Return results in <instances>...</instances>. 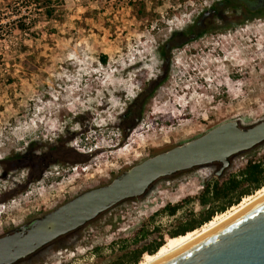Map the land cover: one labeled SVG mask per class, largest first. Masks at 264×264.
Instances as JSON below:
<instances>
[{
	"label": "rangeland",
	"instance_id": "374dc122",
	"mask_svg": "<svg viewBox=\"0 0 264 264\" xmlns=\"http://www.w3.org/2000/svg\"><path fill=\"white\" fill-rule=\"evenodd\" d=\"M51 1L47 18L38 0H0V231L223 123L264 120V12L208 15L206 33L185 41L177 34L220 0ZM172 35L182 45L164 60ZM142 92L150 99L130 108ZM36 156L45 170L35 172ZM238 159L225 179L249 161L264 168V143ZM208 174L157 184L109 216L113 226L44 264H114L139 231L141 245L165 243L205 213L198 190Z\"/></svg>",
	"mask_w": 264,
	"mask_h": 264
},
{
	"label": "water",
	"instance_id": "95a60500",
	"mask_svg": "<svg viewBox=\"0 0 264 264\" xmlns=\"http://www.w3.org/2000/svg\"><path fill=\"white\" fill-rule=\"evenodd\" d=\"M264 143V120L243 127L223 123L202 136L144 160L109 185L86 192L28 230L0 240V264L26 257L88 223L116 203L143 195L159 179L212 163L217 176L230 159ZM157 264H264V198Z\"/></svg>",
	"mask_w": 264,
	"mask_h": 264
},
{
	"label": "trees",
	"instance_id": "16d2710c",
	"mask_svg": "<svg viewBox=\"0 0 264 264\" xmlns=\"http://www.w3.org/2000/svg\"><path fill=\"white\" fill-rule=\"evenodd\" d=\"M39 7L44 9V15L47 18H51L54 15L55 8L53 3L55 1L51 0H38ZM210 15L217 17L220 13L227 12H240L247 14H259L261 15L264 12V0H220L212 4L210 7ZM206 17L205 14H202L199 19L196 20V23L199 22L202 18ZM193 26L185 35H190L191 33L196 34V37L202 36L206 33V30L199 29L197 30ZM23 28H20L22 30ZM175 35V34H174ZM182 34H177V36ZM173 38V36H172ZM173 39L167 41L160 50L159 54L161 58L165 57V49L171 44ZM182 43L179 45V47ZM172 47H176L175 44ZM178 47V46H177ZM107 60L106 56H101L100 61L105 64ZM152 85V84H151ZM154 87V86H153ZM151 92L144 97L143 92L140 93L137 98L130 104V108L135 106L139 100H142V106L147 103L151 97ZM142 110L138 109L137 112L140 114ZM139 117V116H137ZM138 121V119H137ZM136 121V124L138 123ZM133 124L131 128L135 127ZM264 187V168L262 164L253 163L249 161L246 163V166L243 170L239 172L238 175H232L224 181H216L213 185H207L201 191L199 196V204L206 209L205 213L200 215L198 219H193L173 232L169 234L170 238H175L178 236H183L186 233L193 232L196 229H199L205 223L209 222L215 214H221L227 211L234 205H237L242 198L252 195L258 189ZM180 208V205L167 206L164 207V212L169 216H173L177 209ZM147 237V232L139 231L133 237L131 241L122 240L121 242V255L114 264H138L141 261L143 254L153 255L156 251L163 246V239H159L154 243L148 245H141V242Z\"/></svg>",
	"mask_w": 264,
	"mask_h": 264
},
{
	"label": "flooded vegetation",
	"instance_id": "af4514ba",
	"mask_svg": "<svg viewBox=\"0 0 264 264\" xmlns=\"http://www.w3.org/2000/svg\"><path fill=\"white\" fill-rule=\"evenodd\" d=\"M210 13H211L210 10L207 11L205 13V16L210 15ZM193 26H196L195 28L197 30H199L200 28L205 30L204 24L200 20L197 23H196V21H194L193 24H191V26H189L185 32H179L178 34H182V36L185 37V41L190 40V38H193V39L199 38V37H196L195 36L196 34H194V33H191L190 35H185V33H187V31H189ZM172 36L168 39V40L173 39L171 44L164 50L165 51V57L163 58L164 60H169L167 55L171 49L179 48L180 44H175L176 47H172L173 42H174V38H172ZM188 37H190V38H188ZM167 41L164 44H166ZM241 154H244V153H241ZM241 154H237L230 159L229 166L221 173V176H219V177L217 176V173L220 171L221 164L220 163H212L209 165L200 166V167L188 170V171L177 173V174H175L171 177H168V178L159 179L156 182H154L152 185H150L146 189V191L143 193V195L137 196V197L132 198V199H126V200L119 201L118 203H116L115 205H113L112 207L107 209L106 211L97 215L95 218H93L88 223H85L84 225H82L80 227L72 229V230L58 236L56 239H54L51 242H49L48 244L44 245L43 247H41L37 251L27 255L24 258L13 261L9 264H44L45 263L44 260L46 259V257L49 254L76 251L80 245L86 243L88 237L94 236L96 234V232L92 229L98 230V227H106V226L111 227V226H113V222L108 219L109 216L112 217L115 214V212H117V213L121 212L122 208H124V207L126 208V206L128 204L140 202L142 199H144L148 194H150L156 188L157 184H163L165 182L168 183V181H172V182L178 181L179 183H183L184 185H189V183H193L192 178L197 179V177L195 176V173L198 172L199 170H207L209 173L205 177L204 185L202 187H200L202 189L204 187H206L207 185H213L216 181H219V182L224 181V180H226L224 178L226 172H228L232 167H235V165L238 163V160H239L238 158ZM36 157L41 162V165L36 166L37 168H36L35 172L45 170L49 166V164L47 162H45L44 159L40 158V156H36ZM149 158H151V157H149ZM143 161L144 160H142L141 162H143ZM141 162H139V163H141ZM139 163H137V164H139ZM137 164H135L134 166H136ZM134 166L123 169L121 172H119L118 174H116L112 178H110L108 182L94 186V187H91V188H88L82 192H79L75 196L70 197L68 199H65L59 205H57V206H55V207H53L47 211H44V212H41L39 214H36V215L29 217L26 221H23L19 224L13 225V226H7L5 229H2L0 231V240L4 239L6 237H11L15 234H18L20 231L28 230L30 228V226L36 220L45 217L46 214L57 210L61 206L65 205L66 203L72 201L76 197H78V196H80L86 192H89L91 190L109 185L113 180L119 178L121 175L125 174L128 170H130ZM31 177H33V174H29V178H31ZM197 181L198 180H195V182H197ZM59 183L60 184H58L56 182L55 187H58L60 189V191H62L64 193H68V191L63 190L65 188L66 182H59ZM167 185H169V184H167ZM61 187H64V188H61ZM199 191L200 190H198V195L201 194V192L199 193Z\"/></svg>",
	"mask_w": 264,
	"mask_h": 264
},
{
	"label": "bare ground",
	"instance_id": "6f19581e",
	"mask_svg": "<svg viewBox=\"0 0 264 264\" xmlns=\"http://www.w3.org/2000/svg\"><path fill=\"white\" fill-rule=\"evenodd\" d=\"M262 198H264V187L258 189L256 192H254L253 195L243 198L242 201H240L237 205L232 206L224 213L217 214L199 229H196L193 232L186 233L183 236L167 239L163 246H161L156 251V253H154L153 255L145 254L138 264H157L161 262L172 254L191 244L193 241L197 240L204 234L213 230L223 222L252 206Z\"/></svg>",
	"mask_w": 264,
	"mask_h": 264
}]
</instances>
